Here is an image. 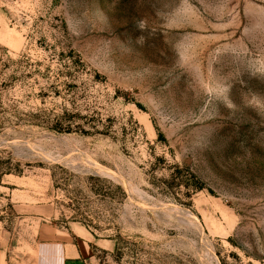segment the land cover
<instances>
[{
  "label": "rangeland",
  "instance_id": "rangeland-1",
  "mask_svg": "<svg viewBox=\"0 0 264 264\" xmlns=\"http://www.w3.org/2000/svg\"><path fill=\"white\" fill-rule=\"evenodd\" d=\"M0 166V264H264V0H0Z\"/></svg>",
  "mask_w": 264,
  "mask_h": 264
},
{
  "label": "crops",
  "instance_id": "crops-1",
  "mask_svg": "<svg viewBox=\"0 0 264 264\" xmlns=\"http://www.w3.org/2000/svg\"><path fill=\"white\" fill-rule=\"evenodd\" d=\"M60 234L62 239L52 240L46 248L39 249L36 264H92L93 243L89 234L76 236L58 232Z\"/></svg>",
  "mask_w": 264,
  "mask_h": 264
},
{
  "label": "trees",
  "instance_id": "trees-1",
  "mask_svg": "<svg viewBox=\"0 0 264 264\" xmlns=\"http://www.w3.org/2000/svg\"><path fill=\"white\" fill-rule=\"evenodd\" d=\"M0 168H1V166H0ZM1 170V169H0ZM5 175H10V174H16V175H21L22 173L21 172H17V171H14V170H12L11 168H8L7 170H6V173H4Z\"/></svg>",
  "mask_w": 264,
  "mask_h": 264
}]
</instances>
